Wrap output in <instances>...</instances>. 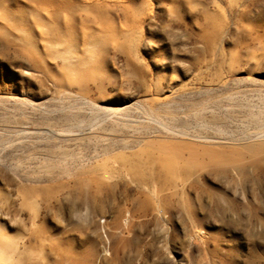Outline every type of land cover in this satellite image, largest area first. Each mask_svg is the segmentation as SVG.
I'll list each match as a JSON object with an SVG mask.
<instances>
[{
  "label": "rangeland",
  "instance_id": "obj_1",
  "mask_svg": "<svg viewBox=\"0 0 264 264\" xmlns=\"http://www.w3.org/2000/svg\"><path fill=\"white\" fill-rule=\"evenodd\" d=\"M0 264H264V0H0Z\"/></svg>",
  "mask_w": 264,
  "mask_h": 264
}]
</instances>
